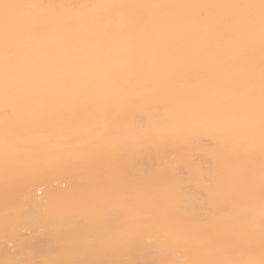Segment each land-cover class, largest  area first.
<instances>
[{
    "label": "bare ground",
    "instance_id": "bare-ground-1",
    "mask_svg": "<svg viewBox=\"0 0 264 264\" xmlns=\"http://www.w3.org/2000/svg\"><path fill=\"white\" fill-rule=\"evenodd\" d=\"M0 3V264H261L260 0Z\"/></svg>",
    "mask_w": 264,
    "mask_h": 264
},
{
    "label": "snow or ice",
    "instance_id": "snow-or-ice-1",
    "mask_svg": "<svg viewBox=\"0 0 264 264\" xmlns=\"http://www.w3.org/2000/svg\"><path fill=\"white\" fill-rule=\"evenodd\" d=\"M260 5H261L262 13H264V0H260ZM10 6L11 5L7 3H0V8H3L4 10H7ZM8 228H9V225L6 224L5 226L6 233H7ZM101 243H104V240H101ZM5 253L13 256V258L8 261H5L4 264H29V262L26 259H17L15 257L13 250H10V249L5 250ZM249 264H253V262H249ZM261 264H264V260L261 261Z\"/></svg>",
    "mask_w": 264,
    "mask_h": 264
},
{
    "label": "rangeland",
    "instance_id": "rangeland-1",
    "mask_svg": "<svg viewBox=\"0 0 264 264\" xmlns=\"http://www.w3.org/2000/svg\"><path fill=\"white\" fill-rule=\"evenodd\" d=\"M39 193V191L37 192V194ZM39 196H41V192H40V194H38Z\"/></svg>",
    "mask_w": 264,
    "mask_h": 264
}]
</instances>
